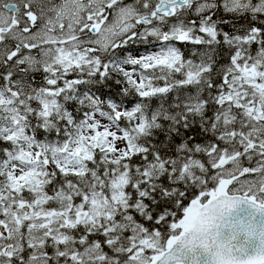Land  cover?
<instances>
[{
	"label": "snow or ice",
	"instance_id": "1",
	"mask_svg": "<svg viewBox=\"0 0 264 264\" xmlns=\"http://www.w3.org/2000/svg\"><path fill=\"white\" fill-rule=\"evenodd\" d=\"M0 264H264V0H0Z\"/></svg>",
	"mask_w": 264,
	"mask_h": 264
}]
</instances>
